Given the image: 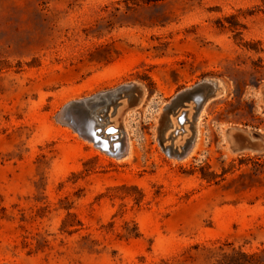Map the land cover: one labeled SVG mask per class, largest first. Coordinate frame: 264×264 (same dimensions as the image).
Listing matches in <instances>:
<instances>
[{"label":"rangeland","instance_id":"rangeland-1","mask_svg":"<svg viewBox=\"0 0 264 264\" xmlns=\"http://www.w3.org/2000/svg\"><path fill=\"white\" fill-rule=\"evenodd\" d=\"M206 79L221 90L193 125L161 135L164 106ZM126 83L143 87L140 105L96 115L123 155L57 119ZM263 86L264 0H0V264H213L264 249V149L224 139H264ZM177 110L171 123L195 112ZM189 139L183 158L163 149Z\"/></svg>","mask_w":264,"mask_h":264},{"label":"water","instance_id":"water-1","mask_svg":"<svg viewBox=\"0 0 264 264\" xmlns=\"http://www.w3.org/2000/svg\"><path fill=\"white\" fill-rule=\"evenodd\" d=\"M221 90L218 82L213 80H202L195 83L192 87L185 88L179 91L168 104L164 106V113L160 119L159 132L163 135L167 121L164 119L166 114L175 112L181 107H185L195 96L200 95L202 98H195L197 102L196 110L199 111L203 100L208 99L210 96L216 94ZM144 96V89L142 86L135 83L121 84L115 88L99 92L90 97L74 100L67 103L63 109L57 114V119L60 122L71 125L74 129L79 131L83 135L92 137L95 144L108 152L109 154L119 157L123 155L121 151H110L103 145V138L99 135V130L96 129L98 122V109L102 112H106L110 105H113V111H116L118 107H125L127 109H135L138 107ZM199 97V96H198ZM262 98L264 102V86L262 87ZM92 111L94 114H90ZM117 131V129H116ZM195 131V130H194ZM177 134V129L174 131ZM224 139L229 143V147L233 152H260L264 149V139L256 136L253 132L247 128L229 127L224 130ZM187 144L182 147V150H178L176 155L173 150L165 148V152L168 155H174L177 158H183L187 155Z\"/></svg>","mask_w":264,"mask_h":264},{"label":"bare ground","instance_id":"bare-ground-1","mask_svg":"<svg viewBox=\"0 0 264 264\" xmlns=\"http://www.w3.org/2000/svg\"><path fill=\"white\" fill-rule=\"evenodd\" d=\"M199 96V97H198ZM202 98L201 97V94L200 95H197V96H195V98ZM195 98L194 99H192L190 102H189V104H190V106L192 107V110H195V112L193 113H191L192 115H191V117L189 118L188 117V112H190V111H188V110H181L180 111V113L176 116V118H175V124L174 123H171L170 122V120H168V119H166V116L168 115V114H166L164 117V119L167 121V123H166V125H167V127H170L171 125H175L176 127L168 134V137H170L171 139H174L175 137H176V135L178 134V133H181L180 131H184L185 133L187 132V124L188 123H191L192 125H193V122H191V118L193 117V116H198V114L200 113V111L201 110H203L204 108H205V101L206 100H203V102L201 103V106H200V109H199V111H197L196 110V107H197V102H196V100H195ZM180 109V108H179ZM178 111V110H177ZM176 111V112H177ZM176 112H174V113H176ZM202 112V111H201ZM90 114H94V113H92V111H90L89 112ZM177 114V113H176ZM110 123V122H109ZM108 124V123H107ZM112 124V123H111ZM110 124V125H111ZM190 124V125H191ZM99 126H102V124H100ZM181 127H183V128H181ZM97 128V127H96ZM107 127H105V129H106ZM116 128V126H111L110 127V129L108 128L107 129V131L105 132V130H104V133L102 134V135H100V137H102L103 139V145H104V147L105 148H108L110 151H121V150H123V153H125V151L127 150V147H126V144L123 142V141H118V142H114L113 140H112V136H110V131H112V130H114ZM98 129V128H97ZM177 129V134H175L174 133V131ZM102 132H103V130H101ZM183 133V132H182ZM193 136L195 135V134H192ZM87 139H89L90 141H92L93 142V140H92V137H90V136H88V135H84ZM161 136V135H160ZM172 141V140H171ZM187 142H189L191 145H190V148H191V146H192V144H193V139H189L188 141H186L185 143H183V144H181V145H178V146H175V143H171L172 145H168V144H170V143H168V144H166V145H164L163 146V149H165V148H167L168 150H173V152H174V154L176 155V152H178V150H182V147H184L185 145H186V143ZM94 143V142H93ZM97 145H99V144H97ZM187 146H189V145H187ZM190 148H188L187 150V153L189 152V149ZM178 149V150H177Z\"/></svg>","mask_w":264,"mask_h":264},{"label":"trees","instance_id":"trees-1","mask_svg":"<svg viewBox=\"0 0 264 264\" xmlns=\"http://www.w3.org/2000/svg\"><path fill=\"white\" fill-rule=\"evenodd\" d=\"M202 177L209 179L206 174H203ZM213 264H264V249L253 253L241 250L222 252L218 254Z\"/></svg>","mask_w":264,"mask_h":264},{"label":"flooded vegetation","instance_id":"flooded-vegetation-1","mask_svg":"<svg viewBox=\"0 0 264 264\" xmlns=\"http://www.w3.org/2000/svg\"><path fill=\"white\" fill-rule=\"evenodd\" d=\"M181 128H183V127H181ZM186 144L189 145V148H190V145H191V144H190L189 142H187Z\"/></svg>","mask_w":264,"mask_h":264}]
</instances>
